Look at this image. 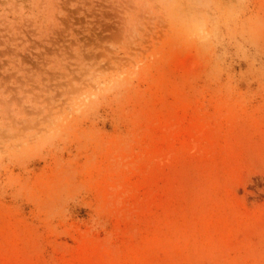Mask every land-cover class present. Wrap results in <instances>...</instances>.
Segmentation results:
<instances>
[{
    "label": "rangeland",
    "instance_id": "rangeland-1",
    "mask_svg": "<svg viewBox=\"0 0 264 264\" xmlns=\"http://www.w3.org/2000/svg\"><path fill=\"white\" fill-rule=\"evenodd\" d=\"M0 264H264V0H0Z\"/></svg>",
    "mask_w": 264,
    "mask_h": 264
}]
</instances>
